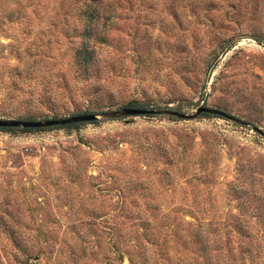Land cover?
<instances>
[{
    "label": "rangeland",
    "instance_id": "obj_1",
    "mask_svg": "<svg viewBox=\"0 0 264 264\" xmlns=\"http://www.w3.org/2000/svg\"><path fill=\"white\" fill-rule=\"evenodd\" d=\"M106 2L122 9L91 80L98 105L82 99L63 40L75 18L52 7L19 17L0 0V119L207 107L251 126L140 115L0 132V264H100L94 229L120 209L210 224L219 264H264V137L253 130L264 132V0ZM40 92L58 104L24 101Z\"/></svg>",
    "mask_w": 264,
    "mask_h": 264
},
{
    "label": "trees",
    "instance_id": "obj_2",
    "mask_svg": "<svg viewBox=\"0 0 264 264\" xmlns=\"http://www.w3.org/2000/svg\"><path fill=\"white\" fill-rule=\"evenodd\" d=\"M14 2L19 17L29 13L47 12L52 7L55 11L70 13V17L75 18L76 25L63 35V40L72 48V68H75L77 73L75 79L83 82L82 99L88 103L98 102L99 105L104 98L97 85L91 80L103 71L100 54L103 48L109 45L110 31L114 29L113 19L122 6L120 4L111 6L106 0H14ZM65 6L67 10H64ZM198 6L200 5H195ZM74 97L72 93L70 101L73 104L80 100ZM54 99L40 92L36 98H28L24 101L30 104L37 102L38 105H57L58 102ZM129 106L136 108L134 105ZM201 116L209 117L210 114ZM20 120L36 121L37 119L35 116H28L27 119ZM93 123L41 129L0 128V132L32 133L75 128ZM141 217L140 211L120 209L108 217L106 226L101 227L99 224L94 229L95 242L99 254L103 256L101 259L97 257V263L104 264L106 261V264H124L127 259L128 264H219L221 258L216 254L220 253L221 249L218 241L220 237L215 238L217 229L210 224L193 225L178 215L173 218L164 215L162 218L166 221L162 223L158 219L152 222L144 221ZM12 242L18 251H22L25 247L16 239ZM43 245L45 248L54 246L53 243L48 242H44ZM25 250L29 252L27 247ZM38 251L43 250L38 249ZM24 255L29 256L26 253Z\"/></svg>",
    "mask_w": 264,
    "mask_h": 264
},
{
    "label": "water",
    "instance_id": "obj_3",
    "mask_svg": "<svg viewBox=\"0 0 264 264\" xmlns=\"http://www.w3.org/2000/svg\"><path fill=\"white\" fill-rule=\"evenodd\" d=\"M202 114H212L216 116H220L229 121L235 122L242 126H251L249 122H246L242 119H239L235 116L229 115L225 112H222L217 109H211L207 107H199L196 109L194 115H185L179 112L171 111V110H142L136 108H123L121 110L116 111H108L102 112L99 114H81L74 115L61 119H53V120H37V121H27V120H7L0 119V128H17V129H41V128H52V127H62L71 124H82V123H90L95 122L101 118L105 119H117L120 117L127 116H140V115H169L176 116L181 119H193ZM253 130L264 137V132L259 128L254 127Z\"/></svg>",
    "mask_w": 264,
    "mask_h": 264
}]
</instances>
